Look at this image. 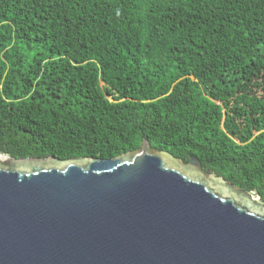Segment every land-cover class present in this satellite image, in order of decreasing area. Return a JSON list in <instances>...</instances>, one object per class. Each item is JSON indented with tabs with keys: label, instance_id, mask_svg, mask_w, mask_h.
<instances>
[{
	"label": "trees",
	"instance_id": "trees-1",
	"mask_svg": "<svg viewBox=\"0 0 264 264\" xmlns=\"http://www.w3.org/2000/svg\"><path fill=\"white\" fill-rule=\"evenodd\" d=\"M143 137L264 200V0H0V152Z\"/></svg>",
	"mask_w": 264,
	"mask_h": 264
},
{
	"label": "water",
	"instance_id": "water-1",
	"mask_svg": "<svg viewBox=\"0 0 264 264\" xmlns=\"http://www.w3.org/2000/svg\"><path fill=\"white\" fill-rule=\"evenodd\" d=\"M0 264H264V200L195 156L0 152Z\"/></svg>",
	"mask_w": 264,
	"mask_h": 264
}]
</instances>
